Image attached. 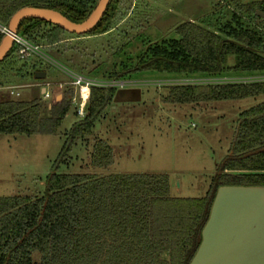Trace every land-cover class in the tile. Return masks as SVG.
I'll use <instances>...</instances> for the list:
<instances>
[{"label": "trees", "instance_id": "1", "mask_svg": "<svg viewBox=\"0 0 264 264\" xmlns=\"http://www.w3.org/2000/svg\"><path fill=\"white\" fill-rule=\"evenodd\" d=\"M95 3L0 0V24H8L18 10L30 6L56 10L79 23L91 14ZM117 4L118 0H110L97 26L75 37L112 32L107 23ZM234 4L241 14L233 13L216 30L188 21L176 28L175 38L147 46L135 55L128 54L127 41L114 54L120 61L104 74L111 80H127L145 72L234 79L170 86L166 100L173 103L264 96V19L256 15L257 10L264 12V0L246 4L235 0ZM243 15L252 18L250 22L244 21ZM42 25L51 27L41 35L43 44L35 40ZM18 31L32 44L46 48L59 44L61 34H74L34 18L21 21ZM2 38L0 34V42ZM230 56L234 57L231 64ZM89 88L84 116L67 133L45 180L43 195L0 196V264H189L200 245L217 189L264 187V101L239 114L229 155L219 165L208 193L199 198H178L170 195L167 174L58 172L72 145L91 134L114 96L115 88L110 86ZM70 105V97L51 106L39 100L0 101V134L55 133ZM112 162L111 146L97 140L91 165L101 168ZM33 252L40 253L39 262L33 260Z\"/></svg>", "mask_w": 264, "mask_h": 264}, {"label": "rangeland", "instance_id": "2", "mask_svg": "<svg viewBox=\"0 0 264 264\" xmlns=\"http://www.w3.org/2000/svg\"><path fill=\"white\" fill-rule=\"evenodd\" d=\"M95 1L97 5L99 0ZM236 1L246 4L253 0ZM234 2L118 0L114 15L107 23L112 32L107 35L81 39L75 37L80 34L63 33L59 44L40 47L27 59L21 58L13 46L0 61V101L39 100L49 106L70 97L71 105L55 133L0 134V196L43 195L45 180L67 133L84 116L79 88L73 84L76 77H82L89 86L115 88L114 96L91 134L78 138L72 145L59 173L167 174L172 197L205 196L219 165L229 155L239 114L264 101V96L173 103L166 100L170 86L234 79L145 72L127 80H111L104 72L120 61L121 57L114 54L127 41H130L128 54L135 55L147 46L175 38L176 28L188 21L216 30L233 13L241 14ZM242 19L252 18L243 15ZM50 29L42 25L35 40L45 43L41 35ZM18 34L23 37L21 31ZM233 61L234 57L230 56L229 64ZM38 71L46 72V78H35ZM42 87L49 93L53 91L51 100L42 93ZM83 109L85 112V105ZM97 140L107 142L112 148L113 162L106 167H93L90 163ZM32 258L39 262L41 255L33 252Z\"/></svg>", "mask_w": 264, "mask_h": 264}, {"label": "water", "instance_id": "3", "mask_svg": "<svg viewBox=\"0 0 264 264\" xmlns=\"http://www.w3.org/2000/svg\"><path fill=\"white\" fill-rule=\"evenodd\" d=\"M109 2L99 0L91 14L79 23L53 9L24 7L11 17L8 28L16 34L21 21L34 18L59 25L70 33L85 34L97 26ZM256 15L264 19V12L257 10ZM12 47V37L4 36L0 42V61ZM35 78H46V72H36ZM42 92L45 94L46 88ZM189 264H264V187L217 189L200 245Z\"/></svg>", "mask_w": 264, "mask_h": 264}, {"label": "built area", "instance_id": "4", "mask_svg": "<svg viewBox=\"0 0 264 264\" xmlns=\"http://www.w3.org/2000/svg\"><path fill=\"white\" fill-rule=\"evenodd\" d=\"M0 34L4 37L10 35L13 39V46L17 48L18 53L23 57H30L33 52L39 51V46H36L29 42L27 39L20 36L18 33L12 34L8 28V24H0ZM74 85L78 86L79 94L81 93L82 85H86L89 87L88 82H86L82 77H76L75 81L73 82ZM11 94H14L11 91ZM49 93L45 92V97H48ZM84 105L81 104V113H83Z\"/></svg>", "mask_w": 264, "mask_h": 264}, {"label": "bare ground", "instance_id": "5", "mask_svg": "<svg viewBox=\"0 0 264 264\" xmlns=\"http://www.w3.org/2000/svg\"><path fill=\"white\" fill-rule=\"evenodd\" d=\"M80 96H81V99L83 101L82 104L84 105L85 102H86V100L89 97V89H88V86L82 85Z\"/></svg>", "mask_w": 264, "mask_h": 264}, {"label": "crops", "instance_id": "6", "mask_svg": "<svg viewBox=\"0 0 264 264\" xmlns=\"http://www.w3.org/2000/svg\"><path fill=\"white\" fill-rule=\"evenodd\" d=\"M42 89H43V87H42ZM88 89H89V95H90V88L88 87ZM46 92L47 93H49L48 91H47V89H46ZM53 92V91H52ZM51 92V93H52ZM43 93V92H42ZM51 93H49V96L48 97H46V98H50V100L52 99V96H51ZM45 95V94H44ZM81 97V96H80ZM89 98V97H88ZM51 105H53V104H51V103H49V106H51Z\"/></svg>", "mask_w": 264, "mask_h": 264}, {"label": "clouds", "instance_id": "7", "mask_svg": "<svg viewBox=\"0 0 264 264\" xmlns=\"http://www.w3.org/2000/svg\"><path fill=\"white\" fill-rule=\"evenodd\" d=\"M85 105V104H84Z\"/></svg>", "mask_w": 264, "mask_h": 264}]
</instances>
